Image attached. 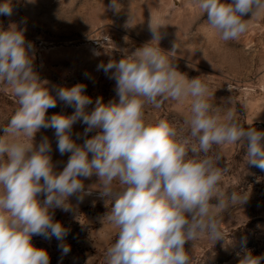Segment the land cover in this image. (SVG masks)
<instances>
[{
  "label": "clouds",
  "instance_id": "obj_1",
  "mask_svg": "<svg viewBox=\"0 0 264 264\" xmlns=\"http://www.w3.org/2000/svg\"><path fill=\"white\" fill-rule=\"evenodd\" d=\"M195 3L224 41L246 33L249 20L244 16L264 12V0ZM108 7L119 11V0H111ZM12 11L10 0L0 2V15ZM158 29L150 21L149 43L124 53L118 62L98 65L116 81L118 102L96 98L89 110L93 99L84 94L85 85L59 87L56 95L75 111L48 120L46 111L56 107L57 99L34 71V45L26 41V28L0 29V84L10 87L19 104L0 137V264H49L47 251L35 247L32 237L63 240L66 230L54 220L55 210L70 212V197L82 201L91 195L81 178L93 175L99 178L100 197L111 202L103 221L118 230L106 250L107 264H190L186 242L205 234L214 243L230 242L221 228L222 217L247 203L249 195L226 196L221 190L230 169L227 161L220 166L224 156L213 149L246 143L245 161L264 169V132L245 128L231 108L211 104L208 85L199 77L186 78L161 50ZM189 98L186 128L145 118L146 105L159 109L168 100L182 103ZM77 122L86 125L83 134H76L84 137L82 145L73 139ZM41 128L55 130L61 156L70 153L61 171H54L48 138L33 143ZM61 248L65 254L70 251L67 245ZM261 261L264 256L247 251L238 264Z\"/></svg>",
  "mask_w": 264,
  "mask_h": 264
},
{
  "label": "rangeland",
  "instance_id": "obj_2",
  "mask_svg": "<svg viewBox=\"0 0 264 264\" xmlns=\"http://www.w3.org/2000/svg\"><path fill=\"white\" fill-rule=\"evenodd\" d=\"M10 3L12 14L0 15V21L5 30L12 25L26 28V41L34 45V71L42 82H47L45 86L57 99L56 107L46 111V120L54 114L71 115L75 111L58 98L59 87L85 85L84 94L93 99L89 110L96 98H102L104 103L118 102L116 81L110 78L111 72L106 74L98 65L109 60L118 62L124 53L131 54L149 43L151 21L154 27L159 26L161 50L186 78L199 77L208 85L213 93L211 104L231 108L245 128L264 132V12L253 18L251 13L244 16L249 20L246 33L239 39L224 41L208 26L207 13L198 9L195 0H119V11L108 7L111 0ZM152 44L158 46L156 41ZM190 106L191 98L182 103L168 100L159 109L146 105L145 118L164 119L178 129L186 128L184 121ZM18 107V98L10 87L0 84V137L5 135L4 129ZM85 127L81 122L73 125V139L78 145L83 144L84 137L77 138L76 134H83ZM94 134L89 133L88 138ZM44 137L52 146L54 171H61L70 153L60 155L52 128H41L33 138L34 145H39ZM213 151L224 156L220 166L227 161L230 169L220 182L221 190L226 196L246 192L249 199L222 217L221 228L230 242L214 243L206 234L186 242L190 264H238L247 251L264 256V169L245 161L246 143L214 147ZM81 179L86 189L91 188V195H85L82 201L70 197V212L55 210L54 220L66 230L63 240L32 237L35 247L47 251L49 264H107L106 250L118 231L107 220L103 221L111 210V202L100 197L97 176ZM62 244L69 246L67 254L63 253Z\"/></svg>",
  "mask_w": 264,
  "mask_h": 264
},
{
  "label": "built area",
  "instance_id": "obj_3",
  "mask_svg": "<svg viewBox=\"0 0 264 264\" xmlns=\"http://www.w3.org/2000/svg\"><path fill=\"white\" fill-rule=\"evenodd\" d=\"M0 29L5 30L4 26L2 25L1 21H0Z\"/></svg>",
  "mask_w": 264,
  "mask_h": 264
}]
</instances>
